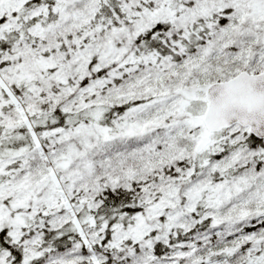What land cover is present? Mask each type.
<instances>
[{"label": "snow or ice", "instance_id": "1", "mask_svg": "<svg viewBox=\"0 0 264 264\" xmlns=\"http://www.w3.org/2000/svg\"><path fill=\"white\" fill-rule=\"evenodd\" d=\"M0 264H264V0H0Z\"/></svg>", "mask_w": 264, "mask_h": 264}]
</instances>
